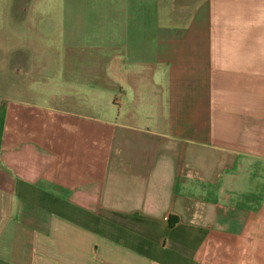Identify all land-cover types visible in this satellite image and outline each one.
I'll return each mask as SVG.
<instances>
[{
  "label": "crops",
  "instance_id": "obj_1",
  "mask_svg": "<svg viewBox=\"0 0 264 264\" xmlns=\"http://www.w3.org/2000/svg\"><path fill=\"white\" fill-rule=\"evenodd\" d=\"M175 1L0 0V264H264V0Z\"/></svg>",
  "mask_w": 264,
  "mask_h": 264
},
{
  "label": "rangeland",
  "instance_id": "obj_2",
  "mask_svg": "<svg viewBox=\"0 0 264 264\" xmlns=\"http://www.w3.org/2000/svg\"><path fill=\"white\" fill-rule=\"evenodd\" d=\"M188 2H190L191 0H187ZM163 3H161L162 5ZM173 6H175L176 8L179 9V11L181 10V7L179 6V3L176 2L174 0L173 2ZM6 10H8V6L5 7ZM184 12H188V9H184ZM6 18H8V16H6ZM7 24H8V19L6 20ZM7 24L6 27H7ZM4 36V40L3 43L7 44L8 42V34L7 33H3ZM9 54L8 53H4V52H0V106H2V108L6 111H4L5 113L7 112V106L10 103V82L12 79V74L10 73V70L13 66V64L9 61ZM2 168L0 167V174L3 177V172H2ZM8 181L5 180H0V212L2 210V208L4 207V203L7 200L6 198V192H8Z\"/></svg>",
  "mask_w": 264,
  "mask_h": 264
}]
</instances>
